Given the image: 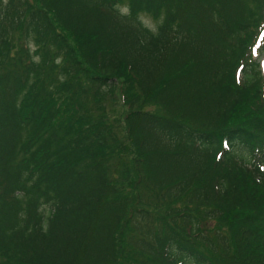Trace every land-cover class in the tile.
I'll list each match as a JSON object with an SVG mask.
<instances>
[{"label": "trees", "instance_id": "1", "mask_svg": "<svg viewBox=\"0 0 264 264\" xmlns=\"http://www.w3.org/2000/svg\"><path fill=\"white\" fill-rule=\"evenodd\" d=\"M263 25L264 0H0V264H264Z\"/></svg>", "mask_w": 264, "mask_h": 264}, {"label": "rangeland", "instance_id": "2", "mask_svg": "<svg viewBox=\"0 0 264 264\" xmlns=\"http://www.w3.org/2000/svg\"><path fill=\"white\" fill-rule=\"evenodd\" d=\"M123 10L125 11V8H123ZM141 19H142L143 23L145 25H147L148 27L155 28L156 22L149 15L142 14ZM262 43L263 44H261V46H260V48L256 54V57L258 59V62L261 65V68H262L263 73H264V35H263ZM116 92L118 95L114 94L113 92H108L105 96V100H104L105 105H107V106L116 105L117 107H116V110L114 111V113H112V114L106 112L104 120L109 121L111 125L122 126L121 116H122V113H124V106L121 104L120 96H119L117 89H116ZM43 209L45 210V212L47 211L46 207H44Z\"/></svg>", "mask_w": 264, "mask_h": 264}, {"label": "bare ground", "instance_id": "3", "mask_svg": "<svg viewBox=\"0 0 264 264\" xmlns=\"http://www.w3.org/2000/svg\"><path fill=\"white\" fill-rule=\"evenodd\" d=\"M44 207H46V212H45V210L43 209ZM49 209H50V207L48 206V205H43L42 206V212H43V214L46 216V215H48V213H49Z\"/></svg>", "mask_w": 264, "mask_h": 264}]
</instances>
